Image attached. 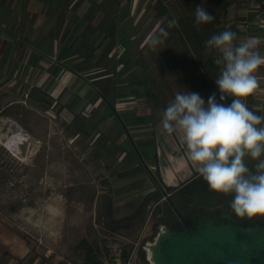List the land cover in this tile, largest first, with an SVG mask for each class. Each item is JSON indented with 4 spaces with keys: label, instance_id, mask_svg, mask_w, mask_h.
Returning a JSON list of instances; mask_svg holds the SVG:
<instances>
[{
    "label": "crops",
    "instance_id": "1",
    "mask_svg": "<svg viewBox=\"0 0 264 264\" xmlns=\"http://www.w3.org/2000/svg\"><path fill=\"white\" fill-rule=\"evenodd\" d=\"M197 6L214 19L197 26ZM173 18L179 27L154 50L152 36ZM224 30L237 34L236 44L259 38L264 55V0H0V84L9 80L6 89L28 93L37 116L52 117L32 121V132L48 144L42 171L56 170L48 178L65 184L70 173L76 183L85 172L100 175L104 220L132 221L113 206L130 199L132 184L150 178L138 154L150 159L165 188L199 176L182 132L166 133L160 113L185 89L205 103L215 92L219 101L216 53L205 42ZM255 75L259 86L245 102L264 115V66ZM0 243V254L14 262L30 255L28 241L2 219Z\"/></svg>",
    "mask_w": 264,
    "mask_h": 264
},
{
    "label": "rangeland",
    "instance_id": "2",
    "mask_svg": "<svg viewBox=\"0 0 264 264\" xmlns=\"http://www.w3.org/2000/svg\"><path fill=\"white\" fill-rule=\"evenodd\" d=\"M8 81L0 84V219L24 236L31 252L19 263L2 253L0 264H85L87 251L78 248L82 240L94 248L103 264L117 263L116 254L124 262L125 253L128 257L134 255L135 264H147L143 246L155 238L159 224L171 222V216H165V202L158 201L162 193L149 180L154 181L148 172L150 159L141 160L138 154L142 169L150 178L132 184L130 199L126 197V201L113 206L118 217L131 216L132 223L113 231L104 220L102 211L106 207H102L98 197L105 191L100 175L83 173L81 178L78 176L77 183L81 185L77 187L74 173L68 174V183L62 184L48 178L56 170L51 169L50 174L42 171L48 144L35 136L36 131L32 132V121H49L52 117L44 112H38V117L27 103L29 94L8 91ZM18 100L21 103L12 104ZM28 129L30 135L26 133ZM151 151L154 153L153 147ZM139 194L143 196L139 198ZM228 198L229 195L216 192L212 197L198 194L189 206L203 200L224 202Z\"/></svg>",
    "mask_w": 264,
    "mask_h": 264
},
{
    "label": "clouds",
    "instance_id": "3",
    "mask_svg": "<svg viewBox=\"0 0 264 264\" xmlns=\"http://www.w3.org/2000/svg\"><path fill=\"white\" fill-rule=\"evenodd\" d=\"M213 19L203 6L195 8L197 26ZM178 27L175 18L168 20L152 36L150 47L163 48L169 29ZM236 40L235 32L224 30L205 42L207 51L216 53L219 101L215 92L205 103L197 92L177 91L162 109L160 124L168 134L182 132L188 158L209 189L230 195L231 212L251 219L264 217V115L245 101L259 86L255 73L264 66V55L259 38Z\"/></svg>",
    "mask_w": 264,
    "mask_h": 264
},
{
    "label": "water",
    "instance_id": "4",
    "mask_svg": "<svg viewBox=\"0 0 264 264\" xmlns=\"http://www.w3.org/2000/svg\"><path fill=\"white\" fill-rule=\"evenodd\" d=\"M151 175L178 219L161 224L143 246L148 264H264V221L241 219L225 205L205 203L183 216L172 193Z\"/></svg>",
    "mask_w": 264,
    "mask_h": 264
},
{
    "label": "trees",
    "instance_id": "5",
    "mask_svg": "<svg viewBox=\"0 0 264 264\" xmlns=\"http://www.w3.org/2000/svg\"><path fill=\"white\" fill-rule=\"evenodd\" d=\"M155 176V175H154ZM156 177V176H155ZM157 178V177H156ZM200 179H202L201 176H198L196 179H194L192 182L188 183L187 185L179 188L178 190L175 191V189H170V188H166L169 190V192L172 193L171 195V200L174 203V205L176 206V208L178 209L179 205H186V207L188 209H190L191 207L189 206V203L192 201V199H194L197 195H190L189 193H187V190L191 187V185H193L194 183H196L197 181H199ZM157 180L160 182V180L157 178ZM160 184L162 185V183L160 182ZM163 186V185H162ZM164 187V186H163ZM165 188V187H164ZM162 196V195H161ZM161 198V197H160ZM159 198V200H160ZM158 200V201H159ZM205 201V200H203ZM166 215L167 217H170L172 214L174 213V210L172 208V206L170 205L169 202H167V208H166ZM133 221V220H132ZM132 221L130 219H125L119 222H113V221H108L109 223V227L110 229H112L113 231H117L120 230L122 227L129 225L130 223H132ZM169 220H165L164 223L161 224H170V222H167ZM159 224V226L161 225ZM158 226V227H159ZM78 248H82L85 249L87 251L86 254V259H85V264H103V261L100 259L98 253L94 250V248L92 246L89 245V243L86 240H82L80 242V244L78 245ZM145 252V251H144ZM146 254V253H145ZM124 258L125 260L128 259V255L125 253L124 254ZM147 260V259H146ZM117 264V263H114ZM148 264V262H147Z\"/></svg>",
    "mask_w": 264,
    "mask_h": 264
},
{
    "label": "flooded vegetation",
    "instance_id": "6",
    "mask_svg": "<svg viewBox=\"0 0 264 264\" xmlns=\"http://www.w3.org/2000/svg\"><path fill=\"white\" fill-rule=\"evenodd\" d=\"M187 193H189L190 195H198V194H201L203 196H206V197H212L213 194L215 193L214 191L210 190L206 181L202 179H200L199 181H197L196 183H194L193 185H191V187L187 190ZM231 199L232 197L229 195V198L227 201H224V202H219V203H211V202H207V201H200V202H197L195 203L190 209H188L186 207V205H179L178 207V211L183 215V216H186L187 213L198 203H205V204H208V205H212V206H217V205H225L227 207L230 208V202H231ZM161 201H164L165 204H166V208H167V202L166 199L164 198V196H161L159 202ZM171 222H174L175 220L178 219V216L177 214L175 213H171ZM258 220L260 221H264V217H256Z\"/></svg>",
    "mask_w": 264,
    "mask_h": 264
},
{
    "label": "built area",
    "instance_id": "7",
    "mask_svg": "<svg viewBox=\"0 0 264 264\" xmlns=\"http://www.w3.org/2000/svg\"><path fill=\"white\" fill-rule=\"evenodd\" d=\"M116 261H117V264H135L134 255L129 256L126 261L121 262L119 258V254H116Z\"/></svg>",
    "mask_w": 264,
    "mask_h": 264
},
{
    "label": "bare ground",
    "instance_id": "8",
    "mask_svg": "<svg viewBox=\"0 0 264 264\" xmlns=\"http://www.w3.org/2000/svg\"><path fill=\"white\" fill-rule=\"evenodd\" d=\"M20 139H22V138L20 137ZM16 140H17V138H16Z\"/></svg>",
    "mask_w": 264,
    "mask_h": 264
}]
</instances>
